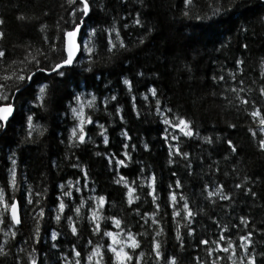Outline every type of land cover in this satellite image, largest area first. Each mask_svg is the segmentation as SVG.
<instances>
[{"label":"trees","instance_id":"1","mask_svg":"<svg viewBox=\"0 0 264 264\" xmlns=\"http://www.w3.org/2000/svg\"><path fill=\"white\" fill-rule=\"evenodd\" d=\"M90 2L92 12L83 27L82 46L91 28L101 32L115 23L126 49L117 48L109 53L107 39L109 36L114 39L115 34L103 32V43L94 37L88 44L93 48L91 53L81 50L74 72H69L66 81L55 74L46 76L37 72L29 82L31 91L22 97L15 92L14 80L0 79L5 85L3 91L10 97L15 94L17 108L6 128L0 129V188L6 187L9 170L15 167L18 183L15 196L21 201L23 221L13 228L16 238L4 235L10 221L0 225V245L6 253L0 255V264H17V258L19 264H28L30 255L37 259V264H74L77 257L72 254L73 248L81 253V264H87L85 258L96 245L101 246L107 261L112 254L107 251L110 240L103 235L104 230L119 232L125 238L128 231L135 234L140 248L132 254L144 253L141 264H169L172 257L176 264H212L217 256L221 257L217 264H232L224 253L214 251L210 256L206 251L215 249L212 241L225 235L221 231L224 226L236 246L237 264L240 260L246 264V255H241L238 248V236L248 232L253 233L248 254L255 256L258 264H264V152L257 147L260 138L257 123L248 115L253 106L264 110V97L260 95L264 87V0H240L241 6L237 9L215 14L216 8L228 6V0H192L188 6L183 0ZM69 11L66 0H0V20L4 21L0 31L5 33L0 39V49L6 53L0 58V77L34 71L32 64L22 63L26 56L28 60L36 56L42 65L47 64L37 50L47 53L50 60L58 59V53L49 51V43L54 41L59 48L56 24L64 26ZM20 16L25 19H18ZM137 16L142 26L133 23ZM196 16L202 19L196 20ZM41 24L47 28L41 30ZM148 28L152 31L147 32ZM45 37L49 43H45ZM140 38L144 39L143 44L139 43ZM237 59L243 61L239 68L235 65ZM138 72L143 75L137 76ZM214 76H223L224 80L214 81ZM123 78L132 81L131 91L123 85ZM42 84L48 85L46 96L43 101L36 100ZM149 87L157 89L156 97L147 91ZM232 88H243L240 97L249 104L241 105ZM72 94H81L85 105L91 95L97 98L94 108H85L94 123L85 125L88 135L84 144L68 141L75 123L67 111ZM112 95L117 99L111 100ZM157 99L161 102L160 112L156 110ZM117 106L121 109L119 115L115 114ZM30 114L34 125L41 126L33 131L31 138L27 135L26 121ZM177 116L190 121L197 134L183 137L176 133L178 141L169 137L165 143L164 130L167 128L169 133L175 130L162 121L165 117L171 120ZM99 124L107 130V144L99 134ZM229 124L235 127L230 128ZM249 128L257 133L255 138ZM205 136L214 142H204ZM229 139L237 149L235 153L228 148ZM174 143L189 153L188 161L173 156L171 159L175 162L169 164V145ZM124 153L129 154L127 158ZM110 158L125 159V165L114 167L108 163ZM12 159L16 160L14 166ZM187 163H191V170L186 167ZM74 164L79 167H72ZM82 168L87 172V179ZM117 173L125 176L136 189L134 195L139 199L132 204L127 202L123 184L114 183L119 179ZM152 176H155L159 209L147 195ZM177 180L181 188L175 187ZM206 183L210 185L209 190L221 186L229 199L222 200L219 195L206 199L203 191ZM236 184L242 187L236 188ZM29 189L33 200H41L40 205H27L23 196ZM63 191H71L72 195L64 197ZM169 192H175L178 201L180 195L185 196L196 213L191 224L182 215L172 217L173 208L182 213L183 202L170 206ZM251 192L256 195L252 196ZM12 194L11 187H6V198ZM99 195H104L106 202L100 210L101 232L93 234L89 210L95 205L89 198ZM60 200L67 206L60 213L61 221L57 222L54 209ZM40 207L45 216L36 242L32 215ZM77 207H80L79 215L74 211ZM153 212L155 216L151 215ZM67 216L73 217L78 232L75 236L67 226ZM111 217L121 220L123 231L114 227ZM240 217H247L248 224H241ZM153 219L158 224H152ZM177 222L180 241L176 239ZM188 227L193 229L192 236L187 234ZM53 230L58 233L55 241L51 239ZM153 239L161 244L160 261H156L152 252ZM201 239L208 240L209 244L200 245ZM89 240L92 244H88Z\"/></svg>","mask_w":264,"mask_h":264},{"label":"snow or ice","instance_id":"2","mask_svg":"<svg viewBox=\"0 0 264 264\" xmlns=\"http://www.w3.org/2000/svg\"><path fill=\"white\" fill-rule=\"evenodd\" d=\"M185 6H188L192 0H183ZM66 3L69 5L70 11L68 12V18L64 19V26H61L58 22L56 24V28L59 32V36L57 37L60 40V46L57 47L56 43L53 41L49 43L47 37H45V43H49V51L53 54L58 53V59L50 60V57L47 53L39 52L37 50V54L39 56H42L45 61L48 63L45 65L41 64V61L36 58V56H32L31 60H28L27 56L25 57V60L22 61V63H30L33 65L34 71H29L27 74L21 72L16 73L13 76L5 75L3 77H0V79L4 81L8 80H14V87L15 92L19 93V96H24L28 94L31 91V84L29 83L34 79L35 73H41L45 74L46 76L55 74L58 77L63 78V80L68 79L69 72H74V64L77 60L78 53L81 52V39H82V33H83V27L87 24L88 18L90 17V14L92 12L91 2L90 0H66ZM241 6L240 0H228V6L224 7H218L214 10L215 13H219L222 10L224 11H230L237 9ZM185 16H188V13H184ZM18 19H25L24 16L18 17ZM63 19V18H62ZM196 20H201V16H196ZM264 19V17H262ZM4 23L3 20H0V25ZM133 23L137 26H142L141 20L137 18L133 21ZM124 27L127 28L128 24H124ZM41 30H45L47 28V25L41 24L40 25ZM147 32H151L152 29L148 28L146 30ZM103 32L107 33H114L115 37L114 39L109 36L107 39V50L109 53H114V51L119 49H126V44L124 40L121 38L120 31L115 27V23L112 24L107 29L101 30V32H98L96 28H91L89 32L87 33V40L88 44H91L94 37H99L101 43H103L104 36ZM5 33L3 31H0V39L4 38ZM139 43L143 44L144 39L140 38ZM86 44L83 48L84 52L91 53L93 51V48L91 46H88ZM243 47H247V45H243ZM6 55L5 51L3 49H0V58H3ZM31 55V53H29ZM243 64L242 60L237 59L235 61V65L237 68H239ZM143 73L138 72L137 76H142ZM235 79V77H232ZM215 80H224L223 76L220 77H213ZM123 85L129 90H132V81L128 78L122 79ZM242 83V81H241ZM5 85L3 83H0V129L6 128L10 118H13L17 108L14 103L13 97L15 94H13V97H10L6 92L3 91ZM48 89L47 84H42L39 86V94L35 96L36 100L43 101L46 92ZM149 93H151L152 97H156L158 95L157 89L154 87H149L147 89ZM231 91L236 94V99L239 101L241 105H247L249 104V101L247 99H242L240 97V92H243L244 89L240 88L237 90L236 88H232ZM91 95V94H90ZM260 95L264 97V87L260 89ZM96 96L91 95L90 100L85 103L82 100L81 94H72L71 100L68 105L67 111L71 113L72 119L74 120V127L71 130V134L68 137V141L70 144H74L75 142H79V144H84L87 138V132L85 131V125H90L94 123L93 118L85 111V108L92 109L95 107L96 102ZM107 99L104 101V103H107ZM111 100H116L117 97L115 95H112L110 97ZM135 99V97H133ZM145 99H147V96H145ZM157 105V111L160 112V105L161 102L159 99L156 100ZM133 109L135 110V105H133ZM121 109L119 106L115 109V114L119 115ZM169 113L171 112V109L167 110ZM247 111V109H245ZM161 115L163 113L161 112ZM248 115L257 123V126L259 128L260 138L257 140V147L261 152H264V110L256 108L253 106L252 110L248 112ZM27 125L29 128V131L27 133L28 137L31 138L33 136V131L40 129V125H34L33 123V115H28L26 117ZM164 125H167L169 128L174 129L175 132L169 133L168 129L166 128L164 130V140L165 143H168L169 137L172 141H178L179 137L176 133H179L180 136L183 137H193L197 133L194 131V128L190 121H188L183 116H177L174 119H169L165 117L162 121ZM100 129V135L103 137V142L105 144L108 143V137L106 135V128L103 124H99ZM228 127H235L233 124H229ZM249 132L252 133V136L255 138L257 136V133L252 130V128L248 129ZM40 135L43 134V131L39 132ZM125 136H127V133H124ZM75 138V141L73 140ZM204 142L208 144H212L214 141L210 137H202ZM228 148L231 150V152L235 153L237 151L235 145L233 142L229 139L226 141ZM127 147V145H125ZM147 147V145H145ZM169 164L174 163L175 161L171 159L173 156L181 157L183 160L188 161L189 153L186 151H183L182 148L179 146V143H174L169 145ZM97 155H100V153H96ZM128 153H124V157H128ZM12 165L14 166L16 164V160H11ZM108 163L110 165L114 164V167H120L125 165V159H118L114 160V158H110ZM72 167H79L78 164L72 165ZM186 167L191 170L192 165L191 163H187ZM81 171H84L85 179H87V172L82 168ZM189 174H191V171H189ZM119 179H115L114 183L116 184H123V186L127 189L126 195H127V202L128 204H132L135 199H139V197L135 196L134 193L136 192V189L134 187H131L129 185V181L125 178V176L120 175ZM175 176V173H173ZM17 173L16 168L12 167L9 170V178L7 181L6 187H11L12 189V195L7 196L6 198V187L0 188V209L3 211H0V225L6 224V222L10 221V225L8 228V231L4 232L5 236H8L11 234L12 238H16L17 233L13 230L15 226L22 225V217H21V201H19L15 196V191L18 188L17 183ZM134 183V182H133ZM60 187L63 189L64 185L61 184ZM172 185H169V188H171ZM175 187L181 188L182 184L179 180L175 181ZM236 188H241V184H236ZM68 188H72V184H68ZM148 188L150 191H148L147 195L152 197V202L156 205V208L159 209L160 205L157 202V197L155 195L156 187H155V176H152L149 178ZM210 185L204 184L203 191L206 193V199L211 200L212 197H215L219 195V198L222 200H228V195L223 194V189L221 186L217 185L214 190H209ZM77 192L80 191V188L75 189ZM252 196H255V192L250 193ZM37 197L40 196V193H36ZM64 197H70L72 195L71 191H63L61 193ZM23 199L26 200L27 205L29 206H36L41 204V200L39 198L33 200L32 199V193L31 189L28 190V194L26 196H23ZM59 199V198H58ZM92 203L95 205L93 209H90L91 214V221L93 224V234L101 232V225L99 223L101 217L100 210L105 205V196L99 195L95 197L89 198ZM167 200L170 202V206L176 205L180 201H182V213L176 208H173V211L171 213L173 218H176L177 216H181L183 220L187 221L188 224H191V221L193 217L196 215V213L190 208L189 203L187 202L184 195L179 196V201L177 200V194L175 192H169ZM66 203L63 200H60L58 203L57 209H54L56 211V215L54 219L57 222L61 221V215L60 213H63L66 208ZM83 206V202L81 203V207ZM74 211L79 215L80 214V207H77L74 209ZM29 215H32L31 212L28 213ZM145 215H148L145 213ZM152 216H155L156 213L153 212L151 214ZM45 216V212L43 207H40L35 215H32V219L34 221V233L33 236L36 238V242H38V238L41 231V221L43 220ZM113 222V225L115 228L120 229V231H123L121 228V220L117 219L115 217L110 218ZM240 223L247 225L248 224V218L247 217H240ZM152 224H158V220L153 219ZM67 226L71 230V233L73 236L77 235V227L73 223V217L67 216ZM233 227H236V225H233ZM180 225L177 222L176 224V239L178 241L182 240L180 231H179ZM160 231H163L162 229ZM160 231L156 233L157 236L160 235ZM221 231L225 233V235H220L219 239L216 241H212V243L215 245V249L213 248H207L206 251L208 255H212L214 251H219L224 253L227 256V259L232 262V264H237V261L234 259V257L237 255L236 252V246L233 243V240L230 236H228L227 233V226H224L221 228ZM187 234L189 236L193 235V229L191 227H188ZM103 235L108 237L110 240V243H107V251L110 252L112 255L108 258V260H105V254L101 251V246L96 245L92 247L91 252L86 256L87 264H141L142 257L144 256V253L141 252L139 255H133L138 248H140V242L136 239V235L133 234L131 231H128L126 233V240L120 237L119 232H112L109 230H104ZM253 233L248 232L246 235H240L238 236V240L240 241L238 248L240 249L241 255H246V264H258V261L256 260L255 256L248 254L249 250L251 248V245L253 243L251 237ZM58 233L57 231L53 230L51 232V239L53 241L57 240ZM221 242H224L221 244ZM88 244H92V241L89 240ZM200 245H207L209 244L208 240L201 239L199 240ZM152 245V252L155 253V259L156 261H160L162 259V252H161V244L156 240L153 239L151 241ZM53 248L56 247V244L52 245ZM126 249H131V252L127 251ZM20 251H23V249H20ZM35 251V249H33ZM72 254H74L77 259L74 261V264H81V253L79 251H76L75 248L72 249ZM0 255H6L4 251L3 245H0ZM264 255V254H262ZM95 258V259H94ZM221 259V257L217 256L215 260L212 261V264H217V261ZM17 264H19V258H17ZM28 264H37V259L34 256H29ZM169 264H176V260L174 257L169 258ZM239 264H245L244 260H240Z\"/></svg>","mask_w":264,"mask_h":264},{"label":"rangeland","instance_id":"3","mask_svg":"<svg viewBox=\"0 0 264 264\" xmlns=\"http://www.w3.org/2000/svg\"><path fill=\"white\" fill-rule=\"evenodd\" d=\"M86 44H88V40H87V38L83 40V46L81 47L82 50H83V48H84V46H85ZM121 238H123V239L126 240L125 237H121Z\"/></svg>","mask_w":264,"mask_h":264},{"label":"water","instance_id":"4","mask_svg":"<svg viewBox=\"0 0 264 264\" xmlns=\"http://www.w3.org/2000/svg\"><path fill=\"white\" fill-rule=\"evenodd\" d=\"M80 43H81V46H82V40L80 41ZM79 55H80V53H78L77 58L79 57Z\"/></svg>","mask_w":264,"mask_h":264}]
</instances>
